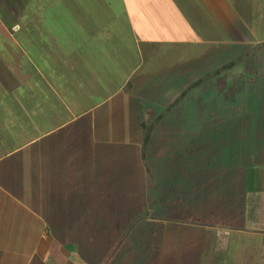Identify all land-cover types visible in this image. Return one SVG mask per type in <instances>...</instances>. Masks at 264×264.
Returning <instances> with one entry per match:
<instances>
[{
	"label": "rangeland",
	"instance_id": "rangeland-1",
	"mask_svg": "<svg viewBox=\"0 0 264 264\" xmlns=\"http://www.w3.org/2000/svg\"><path fill=\"white\" fill-rule=\"evenodd\" d=\"M67 119L47 264H264V0H0V150Z\"/></svg>",
	"mask_w": 264,
	"mask_h": 264
},
{
	"label": "crops",
	"instance_id": "crops-1",
	"mask_svg": "<svg viewBox=\"0 0 264 264\" xmlns=\"http://www.w3.org/2000/svg\"><path fill=\"white\" fill-rule=\"evenodd\" d=\"M177 28V33L181 35L179 41H192L188 29L178 24ZM199 82L200 80H196L190 85ZM47 86L52 87L50 83ZM35 113L36 110L33 111ZM8 118L4 122H15L11 115ZM70 120H62L56 128L31 136L9 132L12 137L18 136L16 139L22 140L0 150V264H34L33 261L47 264L55 249L65 251L62 246H57L58 239L53 236L57 232L50 226L55 210L48 205L44 208L37 192L42 186L44 172L41 140L58 127H64ZM55 176L53 174V181L56 180ZM59 180L57 178V182ZM249 183L251 187L247 191L245 225L253 231H264V166L254 168ZM56 197L52 198L53 201L58 200L59 196ZM65 253L71 256V264H85L77 256L69 255L67 251Z\"/></svg>",
	"mask_w": 264,
	"mask_h": 264
}]
</instances>
